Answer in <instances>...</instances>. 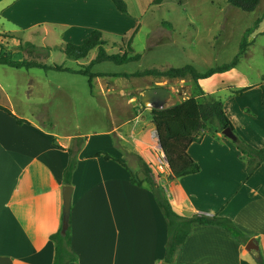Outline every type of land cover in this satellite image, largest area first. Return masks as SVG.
I'll list each match as a JSON object with an SVG mask.
<instances>
[{
  "label": "crops",
  "instance_id": "1",
  "mask_svg": "<svg viewBox=\"0 0 264 264\" xmlns=\"http://www.w3.org/2000/svg\"><path fill=\"white\" fill-rule=\"evenodd\" d=\"M62 25L73 30L72 37L78 32L75 20ZM234 73L199 81L200 88L215 95L224 89L217 83L219 78ZM237 80L235 90L222 100L224 110L238 136L261 149L262 90L243 76ZM240 89L245 90L232 94ZM105 90L113 99L107 103L109 128L88 134L71 179V247L77 256L73 264H164L167 228L162 212L151 191L130 180V171L137 173V157L149 167L153 158L158 159L156 181L179 214H219L230 219L246 239L241 244L221 227L193 224L175 264H254L245 249L249 240L264 259V164L247 177L233 141L221 133L204 134L188 148L199 172L166 180L169 169L149 119L153 108L136 104V96L127 97V90ZM169 92L164 108L192 96L176 101V94ZM1 94L0 106L27 123L18 125L0 110V264H52L54 247L49 237L62 224L61 189L68 149L82 136L49 131L19 116L2 85ZM112 107L114 117L109 115ZM97 153L100 156L95 157Z\"/></svg>",
  "mask_w": 264,
  "mask_h": 264
},
{
  "label": "rangeland",
  "instance_id": "2",
  "mask_svg": "<svg viewBox=\"0 0 264 264\" xmlns=\"http://www.w3.org/2000/svg\"><path fill=\"white\" fill-rule=\"evenodd\" d=\"M154 1L124 0L127 13L118 12L110 0L0 1V56L6 52L17 62L33 60L79 70L95 58L97 49L77 61L67 59L63 50L69 43L80 44L93 30L102 33L108 54L128 51L141 56L137 62L121 66L109 62L95 65L91 72L100 76L90 85L86 76L70 72L0 65V85L13 110L49 131L87 138L109 128L107 103L113 99L106 96L107 87L115 92L127 90V97L136 96V104L141 103L139 96L153 87L173 91L176 101L186 99L195 90L188 79L169 81L133 74L185 66L204 73L226 64L238 53L245 32L254 23L257 27L247 37L249 45L232 70L235 73L219 78L217 83L224 89L214 96L224 100L241 76L251 85L264 86V0L251 13L233 8L226 0ZM73 20L78 26L74 37L73 30L62 25ZM110 109L109 115L114 117V108ZM159 165L153 158L149 168L154 178ZM137 167L142 178L138 162Z\"/></svg>",
  "mask_w": 264,
  "mask_h": 264
},
{
  "label": "trees",
  "instance_id": "3",
  "mask_svg": "<svg viewBox=\"0 0 264 264\" xmlns=\"http://www.w3.org/2000/svg\"><path fill=\"white\" fill-rule=\"evenodd\" d=\"M110 1L118 12L127 13V5L124 0ZM167 1L176 0H155L154 3L161 4ZM259 1L260 0H226L230 6L244 13L254 12ZM163 25L170 27L167 23H163ZM256 27L257 23H254L253 26L245 32L241 40L239 51L230 62L215 68H210L204 73L198 72L192 66H185L183 68H169L164 71L149 69L133 74L134 76H151L169 81L188 79L193 82L192 85L195 87L192 96L186 100L168 108L152 109L149 112V119L156 130L158 146L169 166V173L166 176V180H174L197 174L199 172V166L188 154L189 146L193 143H199L204 134L216 136L226 128L231 129L236 136V141H234L233 144L239 152L240 159L245 163L247 177H251L257 168L264 164V147L255 149L241 139L226 115L222 100L216 98L214 94H205L199 85V81L214 75L226 74L237 67L240 56L244 54V49L249 45V43H247V37ZM103 45H105V43L102 40V33L98 30H93L80 42V44L75 45L69 43L66 46L65 50H63L66 58L75 61L85 59L92 50L97 49L95 58L79 70H70L60 65L50 66L33 60L17 62L8 58L6 52H3L0 56V65L16 70L37 68L42 70L52 69L60 72H70L86 76L89 79L90 85L93 78L100 76L91 72L95 65L109 62L121 66L137 62L141 57L140 54L131 55L128 51H125L122 55H110L105 51ZM261 88V104L264 106V86ZM244 90L245 89L232 91V94H239ZM0 110L14 117L8 108L0 106ZM14 119L18 125L27 123L25 120L16 117H14ZM86 139V137L75 139L72 147L68 149L69 160L63 171L62 180L64 186H71L72 175L77 163V154L84 145ZM94 156L97 157L100 156V154L97 153ZM104 158L106 160L110 159L106 154ZM137 162L142 178H140L137 173L130 171L131 183L138 187H146L151 191L166 223L167 241L163 258L164 264H175L177 254L181 250L187 237L191 234L193 224L221 227L239 243H246V239L242 237L240 231L234 226L233 222L226 217L220 216L219 214H193L191 216L179 214L172 207L169 197L163 187L156 181V178L153 177L149 165L141 157H137ZM61 230L62 224L59 230L49 237V241L54 247L52 264H73L77 262V256L71 247L70 219L65 233H62ZM250 254L254 260V264H264V259L259 252L252 251Z\"/></svg>",
  "mask_w": 264,
  "mask_h": 264
},
{
  "label": "water",
  "instance_id": "4",
  "mask_svg": "<svg viewBox=\"0 0 264 264\" xmlns=\"http://www.w3.org/2000/svg\"><path fill=\"white\" fill-rule=\"evenodd\" d=\"M170 98V92L165 88H153L146 90L139 100L143 105H149L153 109H162ZM221 134L231 141H236V136L233 131L229 128L222 130ZM164 156V155H163ZM165 159V157H164ZM166 166L169 169V166L166 162ZM62 192V233L68 228L69 218H70V208H71V196H72V187L63 186L61 189ZM247 252L257 251V245L253 240H249L245 245Z\"/></svg>",
  "mask_w": 264,
  "mask_h": 264
}]
</instances>
